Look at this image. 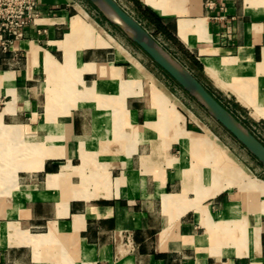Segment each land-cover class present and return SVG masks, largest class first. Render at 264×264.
Listing matches in <instances>:
<instances>
[{"label": "crops", "instance_id": "crops-1", "mask_svg": "<svg viewBox=\"0 0 264 264\" xmlns=\"http://www.w3.org/2000/svg\"><path fill=\"white\" fill-rule=\"evenodd\" d=\"M127 1L264 126V0ZM90 5L0 49V264H264L260 164Z\"/></svg>", "mask_w": 264, "mask_h": 264}, {"label": "water", "instance_id": "water-1", "mask_svg": "<svg viewBox=\"0 0 264 264\" xmlns=\"http://www.w3.org/2000/svg\"><path fill=\"white\" fill-rule=\"evenodd\" d=\"M117 28L162 70L195 99L210 116L221 124L264 167V143L232 112L225 108L208 88L182 63L159 45L152 35L127 12L117 0H99L118 18L105 15L94 0H89ZM143 30L145 35L134 28Z\"/></svg>", "mask_w": 264, "mask_h": 264}, {"label": "rangeland", "instance_id": "rangeland-1", "mask_svg": "<svg viewBox=\"0 0 264 264\" xmlns=\"http://www.w3.org/2000/svg\"><path fill=\"white\" fill-rule=\"evenodd\" d=\"M87 1L91 4L90 5L92 7L91 9L93 10L94 13H96V15L106 19L104 17V15L94 6V4H92L89 0H87ZM117 1L122 5V7H124V9L127 12L132 14L137 19V21L152 35V37L157 41V43L159 45L164 47L172 56H174L180 63H182L185 67H187L194 75H197L199 77V79H201L202 83L208 88V90L210 92L212 91L210 84L202 77V75L200 73V69L197 68L196 65L193 64L185 54H183V52H181V50H180V48H179V46L177 44H174V43L170 42L169 40L164 38V36H162V34L155 33L154 28H152L151 26L147 25L146 22L144 20H142L141 18H137V13L134 11L132 4L129 3L127 0H117ZM156 68H158V67H156ZM171 81H172L173 86L176 89H178L180 92H182V93H184L186 95L187 92L179 84H177L174 81L173 78L171 79ZM211 93H214V92H211ZM188 95H186V96H188ZM214 96L216 98L219 97L223 101V102H220V103L225 108H227L230 112H232L240 121H242L243 123L245 122L246 125H248L250 127L249 129L264 143V132H263L264 126L262 124H260V123H252V124H250L249 119L247 117V114L242 110V108L240 106H238L237 104H228L229 100L224 99L225 97L224 98L220 97L216 93H214ZM189 100L191 102H193L194 104H199L195 99H189ZM203 114L205 116L209 117L211 120H213V122H215V124H217L219 130H221V131L224 130V132H228L225 128H223L221 126L220 123H218L216 120H214L204 108H203ZM242 147L245 149V147L243 145H242ZM253 158H255V157H253ZM260 166H261V170L263 172L262 174L264 175V167L261 164H260ZM256 173L258 174V172H256Z\"/></svg>", "mask_w": 264, "mask_h": 264}, {"label": "built area", "instance_id": "built-area-1", "mask_svg": "<svg viewBox=\"0 0 264 264\" xmlns=\"http://www.w3.org/2000/svg\"><path fill=\"white\" fill-rule=\"evenodd\" d=\"M38 15V0H0V49L21 38Z\"/></svg>", "mask_w": 264, "mask_h": 264}, {"label": "trees", "instance_id": "trees-1", "mask_svg": "<svg viewBox=\"0 0 264 264\" xmlns=\"http://www.w3.org/2000/svg\"><path fill=\"white\" fill-rule=\"evenodd\" d=\"M140 15L142 16V18H141V16H140V18H141L142 20L146 19V24H147V25H149V26H151L152 28H154L155 33L162 34V36H164V38H166L167 40L171 41L172 43L178 45V43H177L175 37L172 36V34H171L170 31L168 30V28H167L166 26H164V25L161 23V21L159 20V18H157L154 14H152V13H150V12H140ZM179 48H180V47H179ZM180 50H181V48H180ZM190 61H191L193 64H195L197 68L200 69V66H199V64H198L196 61H194V60H192V59H190ZM212 94H213V93H212ZM217 98H218V100H219L220 102H222V100H221L219 97H217ZM223 104H224V103H223ZM244 124L246 125L245 122H244ZM246 126H247L248 128H250L248 125H246Z\"/></svg>", "mask_w": 264, "mask_h": 264}, {"label": "bare ground", "instance_id": "bare-ground-1", "mask_svg": "<svg viewBox=\"0 0 264 264\" xmlns=\"http://www.w3.org/2000/svg\"><path fill=\"white\" fill-rule=\"evenodd\" d=\"M94 2H96L97 6L100 8V10L107 16L111 17V18H118V16L116 15L115 12H113L111 9H109L104 3H102L99 0H94ZM134 28L136 30H138L139 32L143 33L145 35V32L139 28H137V26L134 25ZM142 91V90H141ZM164 101V100H162ZM195 152V150H194ZM196 157V156H195ZM216 169V168H215Z\"/></svg>", "mask_w": 264, "mask_h": 264}]
</instances>
